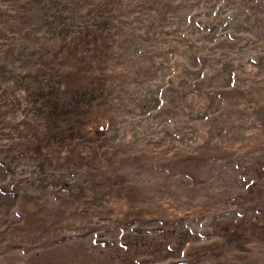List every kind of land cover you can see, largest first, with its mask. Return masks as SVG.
<instances>
[{
    "label": "rangeland",
    "instance_id": "1",
    "mask_svg": "<svg viewBox=\"0 0 264 264\" xmlns=\"http://www.w3.org/2000/svg\"><path fill=\"white\" fill-rule=\"evenodd\" d=\"M0 264H264V0H0Z\"/></svg>",
    "mask_w": 264,
    "mask_h": 264
}]
</instances>
